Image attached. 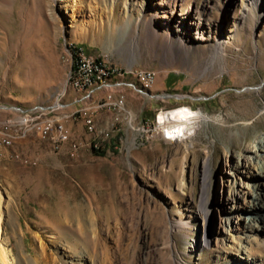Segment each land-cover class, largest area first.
I'll return each mask as SVG.
<instances>
[{"label":"rangeland","instance_id":"rangeland-1","mask_svg":"<svg viewBox=\"0 0 264 264\" xmlns=\"http://www.w3.org/2000/svg\"><path fill=\"white\" fill-rule=\"evenodd\" d=\"M244 4L241 42L216 58L215 38L229 36ZM174 18L201 24L198 44L179 49L166 26ZM72 45L122 71L156 74L150 90L125 77L111 83L130 87L96 92L97 100L125 95L140 129L123 126L104 155L87 147L72 159L36 134L21 139L4 127L40 111L91 144L82 120L67 118L86 103L70 83ZM182 107L204 118L167 141L159 115ZM112 116L108 108L99 113L97 129ZM7 135L38 159L7 158L0 146L1 211L14 264L22 256L31 264H246L231 262L242 245L264 264V223L251 231L246 223L255 214L242 212L251 192L264 194V174L252 182L240 173L242 157L264 138V0H0V142ZM204 195H211L209 221L200 218ZM240 215L250 219L238 225Z\"/></svg>","mask_w":264,"mask_h":264},{"label":"bare ground","instance_id":"bare-ground-1","mask_svg":"<svg viewBox=\"0 0 264 264\" xmlns=\"http://www.w3.org/2000/svg\"><path fill=\"white\" fill-rule=\"evenodd\" d=\"M250 1H252L254 5H257L258 0H250ZM247 13H249L248 6L244 4L242 8V12L234 20L233 30L230 31L229 36L225 39L218 34V36L215 38L214 49H215L216 58L225 59L227 56V52L230 49L235 48L234 47L235 44L240 41L239 33L241 31V26H243L245 20L248 17ZM166 26L168 28L167 30L169 31V35H172L173 37L177 38V43H178L177 45L179 46L180 50L186 48L187 43L194 41V44H198L199 40L202 38L200 32L202 26L200 23H197L195 19L194 20L190 19L186 21L184 19L182 20H176L175 18L174 20L169 19ZM71 47H80V46L72 45ZM81 48L87 49L83 46H81ZM125 77L136 79L139 83L142 84L141 86H143L145 90H150L154 85L152 83H149L148 79H146L144 75H140V72H135L133 70L130 71L115 70L111 73H108L105 72V69H95V75H91V77L85 80L84 83L78 84L77 87L74 88L75 90L86 94L82 98V100H84L86 103L82 108L78 109L72 116L67 118H77L81 114H90L93 111V106L95 105L96 101L99 100V99L98 100L95 99L96 92L99 90L101 91L104 88L117 89V90L124 88L125 85H122V83L117 82L116 84L113 85L111 82L115 79L120 80L121 78H125ZM261 89L262 88H258L257 90H261ZM105 98H113V100L126 101V97L123 94L114 95L110 93ZM106 108L111 109V107H104V109ZM111 110L115 111V109H111ZM203 118L204 116L201 112L195 113L191 108L182 107L169 112H163L159 115L158 119L160 125L163 127V132L166 134V138L170 140L171 139L175 140L184 137L187 134V132L191 130V125L195 123L194 121L201 120ZM62 121L63 118L56 119L54 117L44 116V114L42 117H34V113H30V114L28 113L26 116L22 118V124H32V132H40L41 130L44 129V127H49L52 124H54L55 130H63L66 127V125H64ZM86 129L88 133L91 135V128H86ZM96 129H97V124H96ZM29 135L30 134H21L20 138L26 139ZM236 139L237 138L235 136H232L233 141ZM16 140H19V138L7 135L1 139V142L6 145L15 147ZM47 143H50L52 148L59 147V140H47ZM90 145H92V147H100V140L93 139ZM248 153L249 155L242 157L243 161H246V165H242L241 168L243 169V171H240V173L247 180L253 182L254 180L257 179V175L262 176L264 174V138H261L256 144H254L250 149H248ZM78 156L79 155H69V157L72 159H75ZM22 162L30 165L36 164V163H28L26 161H22ZM251 168H253L256 171V174H253L250 171ZM205 188H207L206 182L204 183V189ZM245 188H250V185L245 184ZM239 195L240 192L235 191L232 194V197L234 199L235 198L240 199ZM250 195L253 197L254 201L249 203L250 204L249 207H243L242 212L255 214V217L250 219V215H248L243 219V216L240 215L237 218L238 222L235 223L241 225V221L247 222L250 219L249 223L246 224L250 225L249 229L251 230L257 227L256 223L258 221L264 223V212H263L264 194H260L258 192H251ZM210 202H211V195L209 196L204 195L203 203L205 206L203 209L200 210V218L206 221H209L212 218V213H211L212 211L207 208ZM234 208L235 210L237 209L236 207ZM4 225H5V216L1 211V202H0V264H14L12 260V251L9 250L8 241L5 239ZM257 228L259 230V227ZM239 230L241 229L238 228V231ZM249 237L251 236H248L246 234V238L243 239L247 240L249 239ZM224 247L227 248L229 247V245L226 244V246ZM252 251L248 250V248L244 245L240 246L238 250L236 249V252L232 254L234 257L232 258L231 262L237 260L238 257V260L240 259V261L243 263L258 264L257 258L252 257L251 254ZM22 257H23L22 260L19 261L18 264H25V262H27L28 264L32 263L30 258L24 256ZM43 260H46V258L44 257ZM35 262L37 261L35 260Z\"/></svg>","mask_w":264,"mask_h":264},{"label":"built area","instance_id":"built-area-1","mask_svg":"<svg viewBox=\"0 0 264 264\" xmlns=\"http://www.w3.org/2000/svg\"><path fill=\"white\" fill-rule=\"evenodd\" d=\"M70 58L73 63V72L71 74L70 83L73 88H76L78 84L84 83L89 79L91 75H95V69H105V72L111 73L115 70H120L115 67L108 66L105 61L91 52L89 49H82L80 47H70ZM140 75H144L148 79L149 83L154 84L156 81V74L152 71H140ZM125 86V83H122ZM104 107H111L115 109V116L111 117V121L106 129H96V121L99 113L104 111ZM43 114L40 111H34V117H42ZM82 120L85 128H91L90 140L99 139L100 147H90V142L82 143L73 139L70 129L66 126L63 130H55L54 124L49 127H44L40 132H32V124H22V118L11 119L4 123L10 133L15 134H36L44 142L47 140H59V147L52 148L56 153H61L63 150H67L68 155H79L85 148H91L92 150H100L110 143L115 133H120L123 126L127 131L136 132L140 131L136 128V118L133 112L129 109L126 101L113 100V98H105L103 100L96 101L93 106V111L90 114H81L79 117ZM74 118V119H77ZM165 140L168 141L166 137ZM0 146L7 151V158H16L18 160L26 161L28 163H38V159L29 157L16 150V147H12L0 142Z\"/></svg>","mask_w":264,"mask_h":264},{"label":"trees","instance_id":"trees-1","mask_svg":"<svg viewBox=\"0 0 264 264\" xmlns=\"http://www.w3.org/2000/svg\"><path fill=\"white\" fill-rule=\"evenodd\" d=\"M107 148V149H106ZM108 145H107V147H105V148H103V149H100V150H96V149H94L93 151H94V153L96 154V155H104V154H106V152L108 151Z\"/></svg>","mask_w":264,"mask_h":264}]
</instances>
